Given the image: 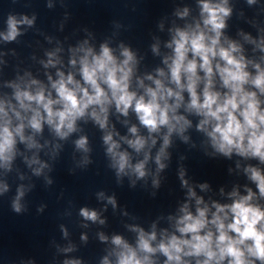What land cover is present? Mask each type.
Instances as JSON below:
<instances>
[{"label": "clouds", "instance_id": "obj_1", "mask_svg": "<svg viewBox=\"0 0 264 264\" xmlns=\"http://www.w3.org/2000/svg\"><path fill=\"white\" fill-rule=\"evenodd\" d=\"M247 3L255 4L256 0H247ZM199 7V21L172 30V39L166 45L172 54L163 59L166 69H156L155 76L137 78L136 90H132L137 64L135 53L121 44L120 59L107 43H102L97 52L87 41L72 49L70 64L73 68L79 65V79L76 72L65 75L58 71L57 79L48 77L50 89L35 79L20 78L19 82L10 83L8 86L14 90L12 97L0 98V167L10 169L18 140L29 149H39L41 145L35 136L42 133L45 125L59 139L65 140L78 131V120L89 117L106 132L103 143L107 146L109 166L115 170L117 178L134 175L138 180L143 179L148 175L146 166L157 142L153 134H161V130L166 129L154 158L157 172L165 168L162 161L168 158L166 149L173 133L187 142L184 133L192 122L180 114V109L200 118L196 128L208 137L216 153L229 158L235 153L264 164V101L260 99L264 96V67L246 59L237 42L226 37L222 42L226 19L232 14L228 0H199ZM177 14L183 18L188 15V9ZM33 21L34 18L27 16L17 19L9 15L7 32L0 33V37L13 41L21 34L19 26H31ZM244 39L264 52V36L259 41L248 35ZM152 50L159 54L157 45H153ZM48 56L45 67L59 63L54 59V52ZM249 66L254 73L248 70ZM113 106L125 117L131 109L140 125L148 130V136L140 135L133 125L128 129L131 139L126 136H121L119 141L114 139L119 133L109 129L108 119ZM26 130H31L32 134L26 135ZM120 141L138 156L142 154V159L133 162L132 154L122 149ZM74 143L77 150L90 151L86 136H80ZM83 162L89 163L87 156ZM27 163L39 165L34 169L37 176L48 167L36 156ZM244 172L256 185L258 196L251 188H246V195L234 190L230 193L233 198L230 204L213 202L210 207L188 187L181 171L188 197L195 199V211L185 203L179 210L181 215L175 218V232L164 230L159 239L155 225L151 232L139 227L131 229L137 233L135 246L121 235L112 236L114 248L109 255L115 256V264H157L153 257L158 253L166 258L163 264H193V261L194 264H264V206L257 202L264 199V170L249 165ZM153 186L158 187L159 181L154 179ZM200 187L204 189L207 185ZM7 190L6 184L0 186V192ZM24 194L21 186L12 202L16 213L22 211L20 201ZM108 203L115 207V198L108 197ZM79 214L92 222L99 219L98 213L88 208H81ZM100 239L108 238L101 234ZM72 250L71 247L64 249ZM64 264H81V261L65 260ZM101 264L112 262L105 256Z\"/></svg>", "mask_w": 264, "mask_h": 264}]
</instances>
